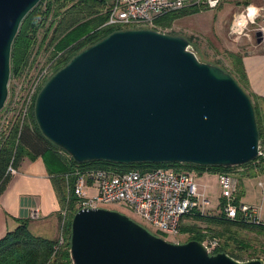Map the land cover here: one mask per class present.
Returning a JSON list of instances; mask_svg holds the SVG:
<instances>
[{
	"label": "water",
	"instance_id": "obj_1",
	"mask_svg": "<svg viewBox=\"0 0 264 264\" xmlns=\"http://www.w3.org/2000/svg\"><path fill=\"white\" fill-rule=\"evenodd\" d=\"M41 0H0V111L11 51ZM259 43V33L255 35ZM41 135L78 164L107 161L232 168L254 161L259 135L250 98L188 41L154 30L115 31L76 54L34 105ZM71 264H262L170 243L109 209H81L70 223Z\"/></svg>",
	"mask_w": 264,
	"mask_h": 264
},
{
	"label": "rangeland",
	"instance_id": "obj_2",
	"mask_svg": "<svg viewBox=\"0 0 264 264\" xmlns=\"http://www.w3.org/2000/svg\"><path fill=\"white\" fill-rule=\"evenodd\" d=\"M91 2L92 0H41L39 3L40 5L34 11V25L31 27V34H35V40H33L34 45L28 51L27 61H24L22 68L15 73L12 72L11 69L8 83V97L3 109L0 111V146L5 142L9 135H11L12 129H14L16 126L21 127L24 124H30V116L31 113L34 115V105L38 93L45 83L52 77V75L56 73L54 72V67L57 63V56L54 59L51 58V54L54 52L53 45L56 42L51 46L50 42L54 38H62V35H60L61 32L59 31V29L64 26L62 20L65 19L68 14L75 13V11L78 9L82 12L83 18L81 22L88 21L90 20L88 18L94 17L96 15L101 16V14L104 13L103 5L95 6L94 4H90ZM49 3L53 4L52 11L47 16L46 21L41 22V15L39 13L44 12L45 9H47V5ZM235 3L242 2H240V0H233L223 3L220 8L215 10H204L179 17L180 14L184 13L185 11H190L191 9L184 8L182 9L184 12L180 14L177 13L176 15L178 16H176V19L172 20L167 27L158 26L154 22L152 25L147 26L135 25L130 29L154 30L166 35L180 36L185 38L189 43L191 51L194 52L199 61L215 65L223 69L225 72L231 75V77L248 95L246 87L244 83L240 81L237 71L234 72L233 64H235V61L237 60L235 57L236 55L234 56L230 54V52L238 53L236 50L238 48H241L242 51H244L243 47L246 46L248 41L246 42V39H240L234 42L228 38L227 35L228 25L230 24L231 20L230 19L228 21L227 18L231 16V12L233 10L232 7L235 6ZM74 5H76L78 8L76 7L75 9ZM244 7V5L241 6L239 8L240 10L236 11V13L242 11ZM55 14H57L58 17H54ZM224 20H226L225 27L221 32L217 25ZM48 45L50 47H48ZM249 98L251 103L256 105L254 102L255 99L253 97ZM257 120V130L259 128V132L261 131V134L263 135L262 139H259L260 155L254 161L246 165L230 168L227 173L231 174L236 180H238V186H240V180L243 182V184L249 181L250 183L244 184V190H246L248 193H261L262 188L258 186V183L261 181L264 184V179H259L258 176H256L259 172L260 174L264 173V114L262 115L260 112ZM58 152L60 155H63L67 163L72 161V159L69 158L63 151H61V149H58ZM50 157L57 164V161L54 159L52 154H50ZM59 165L61 167L60 163ZM180 171L195 173L194 177L195 183L197 185V191L199 193L205 192L206 198L208 199V204L205 207V210H203V213L196 211L195 213H191L190 215L186 216V218H184L182 221V227H180L179 233L175 237H172V235L169 234L158 232L164 237L163 239L166 241L178 244L189 242V240L194 237L190 231L185 230L186 228H197L199 229V233L201 235L205 237H211L209 232L206 231L205 224L202 222H197L195 219L206 215L219 216L222 212L220 206L222 204L221 190L217 173H211L210 171L206 170L202 173V175H197L196 172L191 171V169ZM238 192H241V186L238 188L237 193ZM255 199H257V197H255L253 194L252 200ZM63 208L64 207H62V209ZM101 208L119 212L134 222L144 226L150 232L154 234L157 233V231L143 224V222H141L135 216V214H133V212L123 204L108 205ZM74 213L75 212H73L69 220H67L68 217L65 219V221L62 219L61 223L65 222L64 227L67 226L68 221L69 224L71 223ZM261 224L264 225V221ZM183 227L185 229H183ZM28 230L33 236L38 237L35 235L37 231L34 225H30V229L28 228ZM215 230L221 231L222 229L215 228ZM231 232L230 234L233 236V239L230 241V245L232 248H234V252L236 254H241V259L238 261H248L255 259L261 261V263L264 264V232L256 230H244L235 227L231 228ZM50 236L51 235H49L47 238H50ZM59 237L60 231L57 240ZM214 240L218 241L219 245H224V239L214 238ZM65 243L66 239H64V244ZM237 243H239V245ZM239 246H243L245 249H241Z\"/></svg>",
	"mask_w": 264,
	"mask_h": 264
},
{
	"label": "built area",
	"instance_id": "obj_3",
	"mask_svg": "<svg viewBox=\"0 0 264 264\" xmlns=\"http://www.w3.org/2000/svg\"><path fill=\"white\" fill-rule=\"evenodd\" d=\"M230 1L233 0H101L103 14L107 16L103 27L120 31L135 25H152L156 19L184 8L215 10L221 4ZM250 6L257 10L251 19L248 18ZM241 21H244L242 28ZM256 33H259V43L256 41ZM227 35L234 42L240 39L249 41L253 37L264 56V7L251 4L245 6L238 15L233 16ZM7 173L12 175L15 171L9 167ZM71 176L75 177L72 192L75 198L73 204L75 212L81 209H99L108 205L123 204L143 224L172 237L179 233L186 216L196 211L203 213L205 210L206 200L197 191L194 172L176 171L172 168L119 172L114 169L76 167L73 172L64 175L67 194L70 191L67 181ZM217 177L221 190L222 217L232 221L241 220L249 225H261L258 210L237 201L238 180L227 173H217ZM67 204L68 197L63 211L60 210L64 220L69 215ZM63 227L64 223H62L58 246L64 244ZM201 243L209 254H213L217 247L214 238L206 239Z\"/></svg>",
	"mask_w": 264,
	"mask_h": 264
},
{
	"label": "trees",
	"instance_id": "obj_4",
	"mask_svg": "<svg viewBox=\"0 0 264 264\" xmlns=\"http://www.w3.org/2000/svg\"><path fill=\"white\" fill-rule=\"evenodd\" d=\"M101 3V0H92L90 4H94L95 6H102ZM245 3L246 4L244 6L249 5V3L247 2ZM74 6L76 9L77 6ZM37 7H35L23 20L18 34L14 40L11 51V69L14 73L22 68V64L24 63V61H27L28 51L34 45L33 40H35V34H31V27L34 25L33 16L34 11L37 9ZM52 7L53 4L49 3L47 5V9H45L44 12L39 13L41 15V22L46 21L47 16L52 11ZM204 10L208 9L191 8L190 11L184 12V10H180L178 12L169 13L167 15H164L163 17L156 19L155 24L161 27H167L172 20L176 19V16H178L176 15L177 13L180 14L184 12L180 14L179 17H181L182 15H187ZM54 17H58L57 14H55ZM82 18V12L79 9L76 10L75 13L68 14V16H66V18L62 20L64 26L59 29L62 38H54L51 40L50 46L56 42L53 45L54 52L51 54V58L53 59L57 56V63L54 67V72H57L59 69L64 67L70 61V59H72L80 51L101 41L103 38L107 37L117 30L114 28L103 27V24L107 20V16L105 14L88 18L90 20L85 22H81ZM50 46L48 45V47ZM230 54L235 56V54L233 53ZM235 57L237 58V60L235 61V64H233L234 72L237 71L240 81H242L244 85H246V78L242 71L240 62L238 61L239 56L236 55ZM248 97H253L255 99L254 102L256 103V105L252 104V106L257 123V117H259L260 112L262 113V115L264 114V103L250 94H248ZM262 137L263 135L260 131L259 139H262ZM58 149L59 148L52 145L41 135L36 125L34 115L31 113L30 124H24L21 127L16 126L14 129H12L11 135H9L5 142L0 146V194L7 184L9 178L7 170L9 167L13 168V166L23 156L31 155L38 157L46 153L52 154L54 159L57 161L58 169L55 177L53 178V184L60 198L61 207H64V205H66L68 197L67 207L69 210V216H67V220H69L73 212H75L73 210L75 198L72 193L75 177L71 176L69 178V181H67L69 186L68 188L70 189L69 193L67 194V185L65 183L66 180L64 178V175L70 174L76 167L79 169H114L119 172H126L131 170L144 172L156 168H172L176 171L191 169V171H195L197 175L202 174L206 170L210 171L211 173H228V170H230L229 167H203L195 166L192 164L178 163H132L121 165L107 161H93L78 164L73 160L70 163H67L63 155L59 154ZM58 162L61 164V167ZM195 221L204 223L206 226V231L209 232V235H211V237L206 236V238L205 236L201 235L199 233V229L197 228L193 227L185 229L183 227V229H185L186 231H190L192 235H194V237L189 241L204 242V240L212 238L224 239V245H219V242L217 241V247L214 249L213 254L224 252L235 260H240L241 254H236L234 252V248H232L230 245V241L233 239V236L230 234L231 228L235 227L244 230H256L264 232V225L262 224L249 225L241 220L232 221L222 217V214L219 216L206 215L198 217L195 219ZM27 226V222H21L16 227V229L8 232L3 238L0 239V264H71V260L69 257V221L67 223V226L62 228L63 235L66 239V243L63 246H58V240H48L33 236L29 232ZM215 228H221L222 230H215ZM154 235L164 238L158 232ZM237 244L239 245V243ZM239 248L245 249V247L243 246H239Z\"/></svg>",
	"mask_w": 264,
	"mask_h": 264
},
{
	"label": "crops",
	"instance_id": "obj_5",
	"mask_svg": "<svg viewBox=\"0 0 264 264\" xmlns=\"http://www.w3.org/2000/svg\"><path fill=\"white\" fill-rule=\"evenodd\" d=\"M240 2L242 3H235V6L232 7V14L227 18L228 21L231 19L230 24L233 16L241 12L236 13V11H239V8L246 4L245 2L254 6H263L264 4L263 0H240ZM221 6L222 4L218 8ZM226 20L217 25L221 32L225 27ZM256 44L252 37L243 47L244 51L238 48L236 49L238 53L233 54L239 56L238 61L246 78L247 93L264 103V56ZM13 170L15 173L9 175L7 184L0 194V239L16 229L19 223L27 222L29 229L30 225L35 226L36 236L57 240L62 227L61 201L53 184V178L57 173V164L47 153L38 157L27 155L21 157L14 165ZM256 176L259 179H264V173L260 174L259 172ZM244 184L240 180L241 192L237 193L236 199L240 204L256 208L259 218L263 222L264 184L261 181L258 183V186L262 188L261 193H248L244 190ZM200 194L205 197L206 207L208 199L205 192ZM253 194L257 199L252 200ZM49 235H51L50 238H47Z\"/></svg>",
	"mask_w": 264,
	"mask_h": 264
},
{
	"label": "clouds",
	"instance_id": "obj_6",
	"mask_svg": "<svg viewBox=\"0 0 264 264\" xmlns=\"http://www.w3.org/2000/svg\"><path fill=\"white\" fill-rule=\"evenodd\" d=\"M256 12L257 10L253 6H250L248 9V18L251 19L256 14ZM243 26H244V21H241L240 27L242 28Z\"/></svg>",
	"mask_w": 264,
	"mask_h": 264
}]
</instances>
